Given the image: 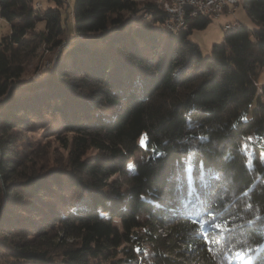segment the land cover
<instances>
[{"label":"trees","instance_id":"obj_1","mask_svg":"<svg viewBox=\"0 0 264 264\" xmlns=\"http://www.w3.org/2000/svg\"><path fill=\"white\" fill-rule=\"evenodd\" d=\"M163 1L0 0L6 264H264V0L210 55L191 32L213 16L168 30ZM48 114L67 161L26 171L18 131Z\"/></svg>","mask_w":264,"mask_h":264},{"label":"rangeland","instance_id":"obj_2","mask_svg":"<svg viewBox=\"0 0 264 264\" xmlns=\"http://www.w3.org/2000/svg\"><path fill=\"white\" fill-rule=\"evenodd\" d=\"M68 1L69 5L66 11L70 12V3L72 0ZM146 15L147 11L143 12L142 10V12H140V16ZM69 18L71 19V14ZM236 21H240L248 25L250 28L258 26L256 21L250 17L243 4L239 3L235 8L234 13H222L220 16L212 17L211 22L206 27L193 29L191 37L194 41L199 43L204 55H210L212 45L215 42H222L224 39L225 29L223 25L225 26L226 22L235 23ZM10 31V23L6 19L0 17V41L2 36L9 34ZM60 48L61 46L56 50L50 51L45 45H42L39 51V56H36L29 61L27 70L21 79L30 80L43 76V70L50 65L51 61L53 62L56 57L55 52ZM261 79H264V74ZM30 124L31 125L22 127L18 131L21 136H19L14 143V149L20 154L21 161L23 162L26 171L34 169H36V171H38L37 169L42 171L55 164L65 165L68 158V150L63 146L62 140H60L58 136L60 134L59 131L62 128L58 115L48 114L47 118L33 119ZM91 153H94V150H90L89 154ZM143 155L144 153L142 151H137L133 160L136 161L141 159ZM20 171L22 172V167H20ZM118 176L119 174L114 176V178ZM114 222L115 224H120L118 219H115ZM7 252V249L0 248V264H6L5 259L7 258ZM233 260H238V253L235 254Z\"/></svg>","mask_w":264,"mask_h":264},{"label":"built area","instance_id":"obj_3","mask_svg":"<svg viewBox=\"0 0 264 264\" xmlns=\"http://www.w3.org/2000/svg\"><path fill=\"white\" fill-rule=\"evenodd\" d=\"M237 4L236 0H164L162 2L166 13L164 22L175 24L181 30L188 27L189 19L192 17L198 15L215 17L222 13H234ZM180 9H187V16H180Z\"/></svg>","mask_w":264,"mask_h":264},{"label":"bare ground","instance_id":"obj_4","mask_svg":"<svg viewBox=\"0 0 264 264\" xmlns=\"http://www.w3.org/2000/svg\"><path fill=\"white\" fill-rule=\"evenodd\" d=\"M238 2V0H236ZM180 16H187V9H180ZM232 24V23H231ZM231 24H225L224 28L225 29H229ZM234 26V25H233ZM236 26V25H235ZM163 27L168 29V30H173V31H179L180 29H178L176 27L175 24H170L168 22H163Z\"/></svg>","mask_w":264,"mask_h":264}]
</instances>
